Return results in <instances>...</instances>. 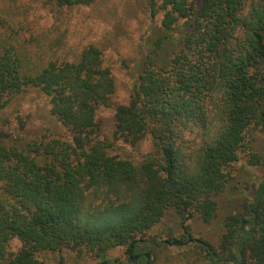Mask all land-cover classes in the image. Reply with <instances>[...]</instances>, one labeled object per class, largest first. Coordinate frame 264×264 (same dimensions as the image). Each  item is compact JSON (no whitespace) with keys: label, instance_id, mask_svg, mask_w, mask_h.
I'll return each mask as SVG.
<instances>
[{"label":"trees","instance_id":"1","mask_svg":"<svg viewBox=\"0 0 264 264\" xmlns=\"http://www.w3.org/2000/svg\"><path fill=\"white\" fill-rule=\"evenodd\" d=\"M160 11L112 137L96 116L116 90L103 50L89 44L75 60L35 63L0 17V110L36 88L71 135L12 141L0 131V264H48L40 254L63 250L122 264L107 254L119 246L129 264H154L141 242L170 210L184 232L166 246L193 243L211 264H264V177L223 218L217 245L187 223L217 216L233 165L252 132L264 133V0H151L152 16ZM147 136L152 149L138 162L111 153L118 140Z\"/></svg>","mask_w":264,"mask_h":264},{"label":"rangeland","instance_id":"2","mask_svg":"<svg viewBox=\"0 0 264 264\" xmlns=\"http://www.w3.org/2000/svg\"><path fill=\"white\" fill-rule=\"evenodd\" d=\"M0 17L8 33L15 29L20 43L28 50L35 63L50 60H75L82 49L96 44L103 50L104 62L110 67L116 90L109 105L97 111V120L103 137H112L115 129V111L128 104L132 88L140 72V63L147 53L149 37L155 26L161 24L163 13L151 14V0H97L91 5L58 8L46 6L42 0H0ZM0 131L8 133L9 140L61 137L71 139L61 122L51 115L46 97L36 88L20 95L7 108L0 110ZM250 148L241 153L231 169L228 187L216 197L217 216L211 222L200 218L187 220L189 229L197 238L217 245L223 232V218L251 199L254 186L264 177V133L251 134ZM152 149L149 136L135 146L116 141L111 153L133 162L140 161ZM253 154L261 159L253 160ZM181 219L170 210L164 220L148 231L142 243L150 251L154 264H211L206 253L197 245L166 246L167 237H180ZM21 243L13 239L9 250L16 252ZM125 247L111 249V259L119 258L129 264ZM40 258L48 264H100V258L88 253L63 250L44 252Z\"/></svg>","mask_w":264,"mask_h":264}]
</instances>
